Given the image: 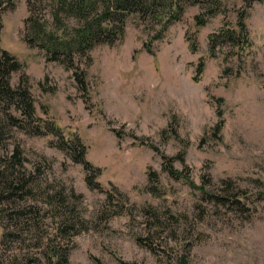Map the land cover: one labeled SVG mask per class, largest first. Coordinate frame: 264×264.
<instances>
[{"label": "rangeland", "instance_id": "374dc122", "mask_svg": "<svg viewBox=\"0 0 264 264\" xmlns=\"http://www.w3.org/2000/svg\"><path fill=\"white\" fill-rule=\"evenodd\" d=\"M191 1L162 37L132 13L121 40L78 58L87 92L25 40L30 15L49 28L77 18L56 22L55 0L4 10L0 47L24 65L12 84L26 72L37 115L81 136L101 188L54 135L0 110V264H264V1ZM241 16L249 44L211 50L210 35ZM224 179L229 196L247 192L243 205L203 194Z\"/></svg>", "mask_w": 264, "mask_h": 264}, {"label": "trees", "instance_id": "16d2710c", "mask_svg": "<svg viewBox=\"0 0 264 264\" xmlns=\"http://www.w3.org/2000/svg\"><path fill=\"white\" fill-rule=\"evenodd\" d=\"M12 0H0V33L3 28V12L11 6ZM32 10L34 0H27ZM190 0H55L56 11L54 18L61 22V13L78 19L72 28H65L60 24L49 28L40 19L34 20L30 15L26 21L25 40L32 46L45 52L49 60L59 61L68 68H73L74 77L84 92L88 91L86 70L78 64V58L86 57L91 61V51L96 45L107 43L115 44L121 40L126 31V19L136 13L145 20L160 22V27L155 29L154 38L162 37L169 25L180 19L184 11V4ZM249 4L253 1L247 0ZM193 4L197 0L191 1ZM69 7V8H68ZM84 8V9H83ZM198 24H205L204 17H197ZM239 29L221 28L210 35L211 50L217 45L235 41L243 48L249 44L248 31L243 16L239 18ZM205 64L199 63L198 70H203ZM24 69L23 63L8 49L0 47V110L7 112L9 123L18 125L34 135L52 134L56 138L54 145L69 155L75 162L82 164L86 172V181L93 188H101L98 177L101 169L95 166L88 158V147L78 133L66 137L60 126L53 121L46 122L37 115L35 98L28 85V76L23 73L21 81L14 86L11 76L16 71ZM26 76V79H25ZM27 80V81H26ZM87 95V94H86ZM10 110V113H8ZM167 170L175 176L183 174L170 163ZM225 183L221 192L210 193L206 186H202L203 194L210 195L216 201H230L234 204H244L243 198L248 194L242 188L233 191L231 179L222 180ZM195 186V185H194ZM18 185L17 194L22 193ZM60 256L58 255V260Z\"/></svg>", "mask_w": 264, "mask_h": 264}, {"label": "bare ground", "instance_id": "6f19581e", "mask_svg": "<svg viewBox=\"0 0 264 264\" xmlns=\"http://www.w3.org/2000/svg\"><path fill=\"white\" fill-rule=\"evenodd\" d=\"M69 8V7H68ZM84 9V8H83Z\"/></svg>", "mask_w": 264, "mask_h": 264}]
</instances>
